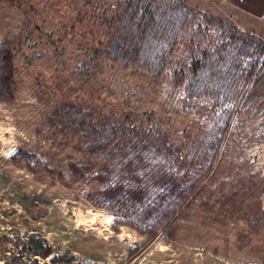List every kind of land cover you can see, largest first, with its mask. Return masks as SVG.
I'll return each instance as SVG.
<instances>
[{"label": "rangeland", "instance_id": "1", "mask_svg": "<svg viewBox=\"0 0 264 264\" xmlns=\"http://www.w3.org/2000/svg\"><path fill=\"white\" fill-rule=\"evenodd\" d=\"M101 2L117 6L0 0V264H264V227L249 243L237 238L248 233V215L264 209V143L247 140L264 134V115L241 106L249 84L234 102L221 167L196 188L175 184L145 208H123L100 204V185L69 172L80 138L44 127L61 101L124 113L133 128L155 120L177 145L198 133L209 108L220 109L207 98L182 102V75L199 59L196 39L157 78L108 60ZM186 3L220 12L218 4Z\"/></svg>", "mask_w": 264, "mask_h": 264}, {"label": "trees", "instance_id": "2", "mask_svg": "<svg viewBox=\"0 0 264 264\" xmlns=\"http://www.w3.org/2000/svg\"><path fill=\"white\" fill-rule=\"evenodd\" d=\"M97 10L98 22L108 27L104 56L123 66L135 63L155 78L172 64L181 44L196 39L199 59L182 75V102L195 107L196 100L207 98L220 107L209 108L198 133H190V140L180 145L168 143V128L155 120L149 127L133 128L126 114L105 112L84 100L61 101L52 108L44 127L80 138L81 158L68 164L69 172L99 184L93 195L102 205L145 208L175 184L184 192L196 188L213 169L218 172L242 87L249 84L241 106L264 115V40L191 8L186 0H117L116 8L101 2ZM247 140L264 143V134ZM175 199L168 198L164 207ZM247 219L248 233H237L241 244L264 227V209Z\"/></svg>", "mask_w": 264, "mask_h": 264}, {"label": "crops", "instance_id": "3", "mask_svg": "<svg viewBox=\"0 0 264 264\" xmlns=\"http://www.w3.org/2000/svg\"><path fill=\"white\" fill-rule=\"evenodd\" d=\"M197 6L210 7L219 5V11L204 10L233 23L243 31H249L264 40V0H187ZM186 1V2H187ZM192 8V7H191ZM215 8V7H214ZM194 9V8H193ZM223 10V11H221ZM226 16V19L225 17Z\"/></svg>", "mask_w": 264, "mask_h": 264}]
</instances>
